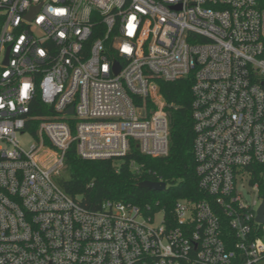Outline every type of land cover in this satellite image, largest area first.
<instances>
[{
  "label": "built area",
  "instance_id": "2783aa9c",
  "mask_svg": "<svg viewBox=\"0 0 264 264\" xmlns=\"http://www.w3.org/2000/svg\"><path fill=\"white\" fill-rule=\"evenodd\" d=\"M0 18V264L264 263V198L250 185L264 168V0H0ZM187 78L205 198L166 215L89 211L63 192L71 148L88 161L166 157L156 81ZM35 95L45 115H29ZM245 177L251 203L235 188Z\"/></svg>",
  "mask_w": 264,
  "mask_h": 264
},
{
  "label": "trees",
  "instance_id": "16d2710c",
  "mask_svg": "<svg viewBox=\"0 0 264 264\" xmlns=\"http://www.w3.org/2000/svg\"><path fill=\"white\" fill-rule=\"evenodd\" d=\"M1 24V18H0ZM158 93L170 105L168 112L170 128V149L164 158H146L133 152L124 161L80 160L73 148L65 155L64 176L57 180L59 187L78 204L89 211H97L104 202H122L135 205L140 210H162L170 215L178 200L196 201L206 196L198 191L195 174L194 131L192 122L190 89L192 80L181 79L176 82L156 81ZM46 108L35 95L30 105L32 117L45 115ZM38 122L28 121L26 131L35 133ZM134 159L142 166V174L131 171L128 161ZM264 168H256L251 173L250 185L260 184V194L264 198L263 179L259 175ZM161 180L166 184L163 192L148 191L138 187L143 181ZM222 229L229 236L226 220L222 218Z\"/></svg>",
  "mask_w": 264,
  "mask_h": 264
},
{
  "label": "rangeland",
  "instance_id": "374dc122",
  "mask_svg": "<svg viewBox=\"0 0 264 264\" xmlns=\"http://www.w3.org/2000/svg\"><path fill=\"white\" fill-rule=\"evenodd\" d=\"M18 139H19L20 146L23 149H25V150H28L29 146L33 142L32 139H31V137L30 136H27V135L19 136ZM262 177H263V188L262 189L264 190V172H263ZM247 182H248V178L247 177H245L243 180L241 178H238L236 180V186H235V188H236V191L240 195H242V198H243L244 201L251 203L255 199V197H254V194L251 193V191H250V189L248 187ZM258 202H259V200H257V203ZM156 219H157L156 220V222H157L159 219L158 218H156ZM262 264H264V263H262Z\"/></svg>",
  "mask_w": 264,
  "mask_h": 264
},
{
  "label": "water",
  "instance_id": "95a60500",
  "mask_svg": "<svg viewBox=\"0 0 264 264\" xmlns=\"http://www.w3.org/2000/svg\"><path fill=\"white\" fill-rule=\"evenodd\" d=\"M8 54V53H7ZM7 57L5 59V64H6ZM116 74L119 71V65L116 63ZM71 111V110H70ZM138 187L148 190V191H154V192H163L166 190V184L163 182H155L152 180L149 181H143L138 184ZM257 216H256V222L259 224H264V201H262L261 205L259 206L257 210Z\"/></svg>",
  "mask_w": 264,
  "mask_h": 264
},
{
  "label": "snow or ice",
  "instance_id": "6c2138e0",
  "mask_svg": "<svg viewBox=\"0 0 264 264\" xmlns=\"http://www.w3.org/2000/svg\"><path fill=\"white\" fill-rule=\"evenodd\" d=\"M25 87H27V86H25Z\"/></svg>",
  "mask_w": 264,
  "mask_h": 264
}]
</instances>
